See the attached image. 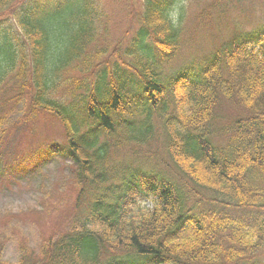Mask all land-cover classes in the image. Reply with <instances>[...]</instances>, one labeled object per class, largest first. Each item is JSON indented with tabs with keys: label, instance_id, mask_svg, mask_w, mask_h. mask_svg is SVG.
<instances>
[{
	"label": "trees",
	"instance_id": "trees-1",
	"mask_svg": "<svg viewBox=\"0 0 264 264\" xmlns=\"http://www.w3.org/2000/svg\"><path fill=\"white\" fill-rule=\"evenodd\" d=\"M183 2L109 0L126 28L108 43L101 0H0L9 125L57 121L42 155L77 185L68 228L15 264H264V22L177 65Z\"/></svg>",
	"mask_w": 264,
	"mask_h": 264
},
{
	"label": "rangeland",
	"instance_id": "rangeland-1",
	"mask_svg": "<svg viewBox=\"0 0 264 264\" xmlns=\"http://www.w3.org/2000/svg\"><path fill=\"white\" fill-rule=\"evenodd\" d=\"M101 4L110 13L106 38L108 43L116 42L124 36L126 23L123 16L114 15L115 6L109 0H101ZM206 5L211 7V16L197 22V14ZM182 6L183 33L177 65L200 58L235 32L264 22V0H184ZM5 82L0 89V126L4 128L1 166L14 167L15 171L12 168V172L0 175V238L3 261L15 264L22 247L37 251L47 237L68 228L77 185L68 159L60 154L42 155L43 147L64 143L57 121L44 114L30 118L33 120L28 126L9 125L20 117L23 106L8 99L16 91L10 88L11 78ZM237 110L223 101L217 109L220 123L228 122Z\"/></svg>",
	"mask_w": 264,
	"mask_h": 264
}]
</instances>
